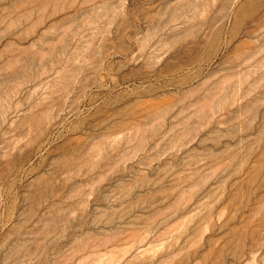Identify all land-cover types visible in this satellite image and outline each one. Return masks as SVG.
Masks as SVG:
<instances>
[{"label":"rangeland","instance_id":"1","mask_svg":"<svg viewBox=\"0 0 264 264\" xmlns=\"http://www.w3.org/2000/svg\"><path fill=\"white\" fill-rule=\"evenodd\" d=\"M0 264H264V0H0Z\"/></svg>","mask_w":264,"mask_h":264}]
</instances>
